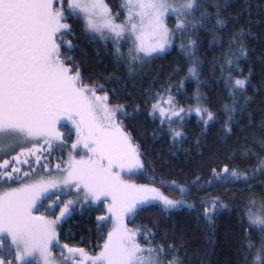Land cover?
I'll return each instance as SVG.
<instances>
[{"label":"snow or ice","instance_id":"snow-or-ice-1","mask_svg":"<svg viewBox=\"0 0 264 264\" xmlns=\"http://www.w3.org/2000/svg\"><path fill=\"white\" fill-rule=\"evenodd\" d=\"M69 20L83 23L88 43L102 44L105 50L111 46L117 70L126 69L132 80L152 61L178 49L187 74L176 84L169 81L161 92L146 91L148 115L166 128L172 145H183L187 138L186 118H198L202 136L223 118L225 137H236L232 145L226 144L232 150L225 159L255 163L246 168L209 165L210 178L203 184L202 175L181 184L158 174L119 118L135 119L140 105L128 112L126 105L111 103L118 90L108 84L121 79L116 72L103 82L85 77L76 56L68 54L79 50L87 56L65 39L76 38ZM169 20H174L171 27ZM124 44L129 45L126 51ZM209 52L206 62L202 57ZM242 63H258L264 74V0H123L116 14L105 0H0V264H185L180 248L167 243V230L161 243L155 240L159 228L129 226L153 209L158 225L159 217L170 218L184 208L203 218L211 247L216 244L217 218L236 213L226 240L239 237V243L226 264H264V80L255 88L252 69L244 75ZM205 67L213 72L211 79H201ZM184 70L177 65L172 75ZM185 81L196 85L188 97L195 104L188 107L177 98L187 91ZM215 84L223 85L230 102L213 111L201 89ZM120 90L127 91L126 85ZM254 104L261 116L258 124L249 111ZM64 118L75 127L71 148L82 145L87 154L77 159L70 152L65 166L57 163V175H52L44 153L63 145L58 125ZM195 143L199 146L200 139ZM41 166L44 175L37 173ZM172 171L168 169L169 175ZM131 174L145 176L149 183L124 179ZM238 184L244 187H230ZM193 188L223 193L193 199ZM233 192L246 195H229ZM105 201L108 215L95 217L96 236L103 239L98 252L62 242V236L69 240L76 235L71 227L63 228L76 206ZM109 222L111 230L105 234L102 229ZM81 242L90 241L81 237Z\"/></svg>","mask_w":264,"mask_h":264},{"label":"trees","instance_id":"trees-1","mask_svg":"<svg viewBox=\"0 0 264 264\" xmlns=\"http://www.w3.org/2000/svg\"><path fill=\"white\" fill-rule=\"evenodd\" d=\"M122 2L123 0H106V3L112 8L114 14L120 12V5ZM256 2H261V0H256ZM122 19L123 16H121L119 22H121ZM67 22L72 24L76 38L74 39L72 36H66L65 39L71 40L74 44H78L79 48L87 53V56L81 55L79 50L76 53H68L69 55H75L77 61L81 63L85 77H91L93 81L103 82L104 76L116 72L121 79L118 82L108 84L109 89L116 88L118 90V94L112 97L111 103L126 105L128 112H132L136 105H140L142 111L135 119H125L122 116L119 118L123 120L125 125H127L126 131L131 133L134 141L140 144L141 151L144 152L146 156V163L150 160L151 163L155 164L158 174L162 173L166 179H176L181 184L188 183L197 175H202L203 179L201 180V183L203 184L204 181L210 178L209 165L211 167H218L223 163H230L225 158L229 155L232 149L226 147V144L232 145L236 137H225V133L221 130L223 118L221 119V123H215L210 126L207 133L203 136L201 135L203 126L198 122V118L195 115L186 118L187 122L184 126V131L187 133V138L183 145H172L171 138L167 134L166 128L161 129L159 120H153V118L148 115L150 104L146 105L143 103V101L147 99V96L145 95L146 91L161 92L163 87L168 86L169 81H171L172 84H176L187 74L186 62L179 56L178 49L163 59L152 61L150 65L146 66L144 73L135 78V80H132L127 77L126 69L120 68L117 70L113 63V57L110 55L111 46L105 50L102 44L88 43L87 41L90 38L85 37L81 32V29L84 27L83 23L74 20H69ZM173 24L174 20H169V26L171 27ZM254 31H259V29H254ZM128 46L129 45L124 44L122 50L126 51ZM97 49H99V55L96 54ZM64 50L67 51V49ZM215 51L218 54L219 49H216ZM259 51L260 48L259 45H257V53ZM211 56L212 53L209 52L202 58L207 62L211 59ZM177 65L183 66L185 70L178 75H172V70L176 68ZM240 67L244 70V75H247L249 69H252V85L257 89L261 88V81L264 80V74H262L259 64L242 63ZM215 75L218 77L219 72L217 71ZM212 77L213 72L209 67L202 69V80L205 78L211 79ZM125 85L127 91L120 90ZM184 89L187 90L186 93L178 95L177 98L184 107L194 105L195 101L188 97L195 92V83L185 81ZM201 90L208 94L210 107L213 111L220 109L224 102H230L228 101L227 94L224 91L222 84H215L211 88L205 87ZM252 94L253 88L249 87L248 95ZM173 95H177V93L173 92ZM255 99L259 101L261 96L257 94ZM255 109L256 105L254 104L249 111L253 112L254 122L258 124L261 116L258 111H255ZM244 123H247V120H245ZM72 124L67 122L59 126L60 130H64L62 132L60 131L63 133L64 137L63 145H54L50 155L48 152L44 153L47 158V167L51 170L55 168L57 163H60L63 168L69 159L70 152L72 155L76 156L77 159L81 156H86L87 154L82 145L78 146L75 150L71 148V145L76 141V134H68L70 127L73 126ZM173 126L177 127V125ZM154 132L157 133V135L154 136ZM197 138L200 139L199 146L195 143ZM185 149H189L190 151L186 152ZM161 157H163V159H160ZM210 157L214 159V162L210 160ZM254 163V160L245 162L237 159L234 164L230 163V166L246 168ZM42 167H38L37 170ZM169 168L173 169L171 175L168 173ZM124 179L137 184L149 183L145 176L139 174L124 175ZM12 186L15 187L16 185L13 184ZM230 187L243 188L244 185L238 184ZM165 191L167 192V190ZM257 191H259V189H257ZM192 193L194 199L197 195H220L223 193V189H207L204 192H197L196 189L193 188ZM233 194L246 195V193H229V195ZM173 195H175L176 198H179L178 193H174ZM69 198L70 197H62V199ZM185 198L187 199V197ZM190 202L192 201L190 200ZM46 203L47 202H45V204ZM199 210L200 206L197 202V211ZM43 211L44 209L41 208L40 212ZM156 211L157 210L153 209L150 212L142 213L136 219L135 223H130L129 226L143 225L152 228L153 230L159 228V233L155 237V240L161 243L164 242L162 239L163 233L167 230V243H175L177 247L180 248L179 255L184 257L185 264H226L227 260L234 258L235 248L239 243V237H231L226 240V233L229 225H234L237 215L236 213H231L230 215L224 213L217 218L215 233L216 244L214 247H211L208 243L211 233L206 229L203 218H197L196 212L188 208L180 209L174 212L170 218L159 217V224L157 225L154 223L157 219V216L155 215ZM107 214L106 204L104 202L94 203L91 207H85L83 209L76 206L71 219L63 225L64 229L71 227L76 235L74 239L69 240H65L62 236V242L84 247L91 253L98 252L99 248L97 247V244L102 245L103 239H98L96 236L95 217L100 215L106 216ZM111 226V222H109L102 231L106 234L111 230ZM81 237L89 238L90 242L82 243ZM141 243H144V241L142 240Z\"/></svg>","mask_w":264,"mask_h":264},{"label":"rangeland","instance_id":"rangeland-1","mask_svg":"<svg viewBox=\"0 0 264 264\" xmlns=\"http://www.w3.org/2000/svg\"><path fill=\"white\" fill-rule=\"evenodd\" d=\"M105 2H106V0H105ZM118 23H119V21H117ZM67 122H69V123H71L72 124V122H71V120H69V119H67V118H64V119H62L61 120V122H60V124L58 125V127L61 125V124H65V123H67ZM73 125V124H72ZM59 130H60V128H59ZM61 132L62 131H64V130H60ZM69 131V130H68ZM70 133H74L75 134V127H74V125L72 126V127H70V131L68 132V134H70ZM18 150V149H17ZM14 154V153H13ZM42 167V166H41ZM55 170V168H53V171H52V175H57V173L54 171ZM37 173H38V175H44L45 173H44V171H43V167L40 169H38L37 170ZM105 204H107L108 203V201H105L104 202ZM37 214H40V213H37ZM108 215V214H107ZM106 215V216H107ZM54 251H56L57 252V254H58V249H56V250H54ZM93 254H95V253H93Z\"/></svg>","mask_w":264,"mask_h":264}]
</instances>
